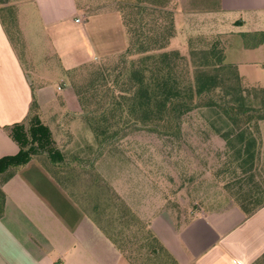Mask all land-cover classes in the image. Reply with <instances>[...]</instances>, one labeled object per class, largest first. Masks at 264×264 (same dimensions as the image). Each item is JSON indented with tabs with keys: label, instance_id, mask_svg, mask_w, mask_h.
I'll return each mask as SVG.
<instances>
[{
	"label": "crops",
	"instance_id": "0c3cea01",
	"mask_svg": "<svg viewBox=\"0 0 264 264\" xmlns=\"http://www.w3.org/2000/svg\"><path fill=\"white\" fill-rule=\"evenodd\" d=\"M90 2L91 6H87V0H20L17 4L0 0V159L19 153V145L6 128L29 120L33 98L42 121L43 108L58 99L51 79L39 71L38 75L33 74L22 59L21 48L27 38L21 28L19 6L39 17L44 36L49 30L47 38L60 61V74L128 47L117 4L111 0ZM124 2L132 4L135 0ZM10 8L16 11L22 37L20 48L11 40L5 25L3 10ZM175 24L177 31L180 25L189 38L221 36L227 45L226 61L236 66L243 82L248 65L252 70L255 63L264 59V43L247 48L242 38L245 33L264 32V0H180ZM233 39L242 42L234 53L235 59H229L230 47L236 41L233 43ZM34 76L42 83H36ZM60 82L64 86L57 85V91L62 92L67 84L63 79ZM258 83L264 84L260 80ZM70 88L71 93L60 103L67 110L62 119L82 112L76 93ZM261 134L264 172V121ZM64 186L38 159L31 160L3 186L0 264H132L109 232ZM134 213L141 220L148 216L145 219L149 229L175 264H264V203L251 214L237 204L184 219H177L169 210L151 214L141 208Z\"/></svg>",
	"mask_w": 264,
	"mask_h": 264
},
{
	"label": "trees",
	"instance_id": "16d2710c",
	"mask_svg": "<svg viewBox=\"0 0 264 264\" xmlns=\"http://www.w3.org/2000/svg\"><path fill=\"white\" fill-rule=\"evenodd\" d=\"M179 4L180 0H135L121 5L128 36L126 51L113 62L102 60L68 71L73 73L69 81L82 111L68 117L79 116L93 135L84 148L68 156L63 153L57 144L65 145L66 138L63 136L60 142L54 138L53 130L41 119L35 98L29 120L6 128L20 151L0 159V218L4 213L3 186L31 160L43 162L67 188L63 174L83 166L94 167L95 160L123 137L125 128L134 126L172 135L180 132L185 115L201 108L211 110L222 121L225 128L215 130L235 155L238 167L250 164L242 172L252 173L257 168L264 87L243 82L236 66L227 63V45L219 35L190 38L186 52L172 49L171 40L178 34L175 13ZM4 11L8 13L7 19L3 15L7 32L19 46L15 12L12 8ZM242 38L247 48H257L264 43V32L245 33ZM56 129L61 130L59 125ZM262 204L259 201L254 207L250 203L240 207L251 214ZM152 236L164 251L157 237ZM113 241L125 254L124 248Z\"/></svg>",
	"mask_w": 264,
	"mask_h": 264
},
{
	"label": "rangeland",
	"instance_id": "374dc122",
	"mask_svg": "<svg viewBox=\"0 0 264 264\" xmlns=\"http://www.w3.org/2000/svg\"><path fill=\"white\" fill-rule=\"evenodd\" d=\"M19 1L9 0L12 4ZM124 1L127 0H111L119 10L121 5L126 4ZM87 2V6H91L90 0ZM19 9L23 21L21 28L27 38L24 48H21V56L33 74L37 71L43 73L51 79L58 92V99L45 106L42 115L56 140L60 142L64 137L68 139L72 136L69 141L65 139V145L57 144L68 156L71 152H78L87 140L93 138L80 118L73 122L61 117L65 110L61 105L62 99L71 93L69 78L73 73L65 70L57 73L61 68L60 61L47 38L49 30L44 36V26L39 17L30 10H24L21 5ZM90 11L93 12V8ZM3 15L7 19V11ZM178 31L170 47L186 52L190 38L180 25ZM241 40H232L235 43L230 47L229 59H235L234 53ZM125 51L103 60L113 62ZM260 60L252 70L248 65V69L243 71L247 75L244 80L246 85H264L258 83V80L264 82V59ZM34 78L36 83H42ZM61 79L66 81L67 88L59 92L57 85L64 86ZM215 116L209 109H196L182 118L180 132L172 135L140 130L134 126L125 128L123 137L95 160L94 167L83 166L74 173L65 170L63 180L70 193L124 248L132 264H175L153 240V233L145 219L148 216L141 220L134 210L143 208L150 213L169 210L177 219H184L230 205L250 203L254 207L259 201L264 203L261 149L257 168L252 173H243V169H248L250 164L238 167L235 155L215 130L225 128ZM58 125L62 131L56 129Z\"/></svg>",
	"mask_w": 264,
	"mask_h": 264
},
{
	"label": "built area",
	"instance_id": "2783aa9c",
	"mask_svg": "<svg viewBox=\"0 0 264 264\" xmlns=\"http://www.w3.org/2000/svg\"><path fill=\"white\" fill-rule=\"evenodd\" d=\"M76 21H77V22H79L80 20H79V19H77Z\"/></svg>",
	"mask_w": 264,
	"mask_h": 264
}]
</instances>
